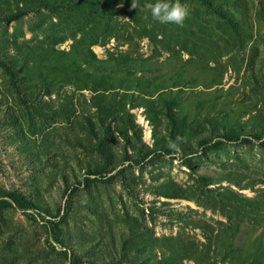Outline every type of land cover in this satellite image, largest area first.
<instances>
[{
  "label": "rangeland",
  "instance_id": "rangeland-1",
  "mask_svg": "<svg viewBox=\"0 0 264 264\" xmlns=\"http://www.w3.org/2000/svg\"><path fill=\"white\" fill-rule=\"evenodd\" d=\"M138 2L98 90L47 64L81 16L0 0V264H264V0H181L183 26Z\"/></svg>",
  "mask_w": 264,
  "mask_h": 264
},
{
  "label": "trees",
  "instance_id": "trees-1",
  "mask_svg": "<svg viewBox=\"0 0 264 264\" xmlns=\"http://www.w3.org/2000/svg\"><path fill=\"white\" fill-rule=\"evenodd\" d=\"M38 2L42 9L66 10L68 14L75 13L84 19V23L79 28L80 37L68 51L58 52L60 58L48 57L49 67L55 68L60 65L65 70L73 71L75 65L84 64L91 70L93 86L98 90L108 89L115 75L123 73V67L131 68L129 63L134 62V59L127 53L118 58L114 53L109 52L106 59L98 60L91 50L93 44L105 45L111 40L118 42L124 37L115 18L118 15V10L114 7L115 0H38ZM11 16L12 14H7L4 19L7 20ZM55 60L57 63H54ZM5 196L8 200H3L2 205H13L21 210L36 208L35 203L21 193L8 192ZM257 250H261L264 254V245L261 246L259 242Z\"/></svg>",
  "mask_w": 264,
  "mask_h": 264
},
{
  "label": "clouds",
  "instance_id": "clouds-1",
  "mask_svg": "<svg viewBox=\"0 0 264 264\" xmlns=\"http://www.w3.org/2000/svg\"><path fill=\"white\" fill-rule=\"evenodd\" d=\"M139 7L138 0H131L130 10ZM144 7L150 12L152 19L160 24L183 26L190 15L189 6L181 3V0H154L153 3H148Z\"/></svg>",
  "mask_w": 264,
  "mask_h": 264
}]
</instances>
